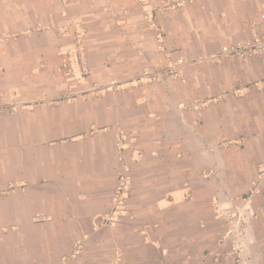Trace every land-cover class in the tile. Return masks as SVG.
Masks as SVG:
<instances>
[{"label":"crops","instance_id":"1","mask_svg":"<svg viewBox=\"0 0 264 264\" xmlns=\"http://www.w3.org/2000/svg\"><path fill=\"white\" fill-rule=\"evenodd\" d=\"M165 1L0 0V264H264V0Z\"/></svg>","mask_w":264,"mask_h":264},{"label":"built area","instance_id":"2","mask_svg":"<svg viewBox=\"0 0 264 264\" xmlns=\"http://www.w3.org/2000/svg\"><path fill=\"white\" fill-rule=\"evenodd\" d=\"M156 31L161 34V29L156 27ZM254 48H261L260 45H246V46H224L222 51L219 53L213 54L206 59L213 60V61H220L224 58L235 56V55H244L254 50ZM186 63L183 61H179L175 64H171L167 68L163 69L158 73V76L170 77L174 75H179L181 72L182 67ZM125 139L126 137L122 134L119 135V139L117 142V147L119 151H123L125 148ZM264 182V164L259 168L258 174L256 179L252 182L251 188L249 193L243 198V202L241 205H234L232 214L227 216V232L225 234V238L223 239L222 243L225 240L233 238V240L241 239L245 232L246 228L249 223L256 217V211L253 206V197L261 192V186ZM126 185L124 181L119 185L115 195H114V207H117V204L122 202L123 191ZM233 204V203H232ZM112 214L107 217V221L112 220Z\"/></svg>","mask_w":264,"mask_h":264},{"label":"rangeland","instance_id":"3","mask_svg":"<svg viewBox=\"0 0 264 264\" xmlns=\"http://www.w3.org/2000/svg\"><path fill=\"white\" fill-rule=\"evenodd\" d=\"M13 1V0H12ZM183 1H187V0H166L165 2H164V4L166 3V2H183ZM163 4V5H164ZM12 26H15V28H13V30L14 31H16L17 30V32L19 31V30H21V29H25V32L26 33H32V32H36V31H44V30H48L49 28L47 27V25H31V24H25V25H12ZM70 26H75V25H70ZM99 26L100 25H96V24H93V25H89V28H92V29H94L95 31H100L99 30ZM77 27H79V31H77V32H79V33H81V32H84V31H86L87 29H88V27H87V25H77ZM110 27V26H109ZM111 28V27H110ZM57 31L60 33V34H62V33H68L69 31H71L70 29H69V25H67V26H65V25H59L58 26V29H57ZM239 56V55H238ZM175 64V63H174ZM173 65V64H172ZM170 66V65H169ZM168 67V66H167ZM167 67H165V68H167ZM165 68H163V69H165ZM162 68H161V70H157L155 73H150V71H148L147 73H145V77L146 78H149V79H154L155 78V80H160L161 78H163L164 76H161V77H159L158 76V73L160 72V71H162L163 70ZM81 75L82 76H86L87 75V72H86V69H83L82 70V72H76L74 69L72 70V68H71V70H69V72L65 75V79L68 81L69 79L71 80V81H73V80H78V78L79 77H81ZM174 76H177V75H174ZM174 76H170V77H174Z\"/></svg>","mask_w":264,"mask_h":264}]
</instances>
